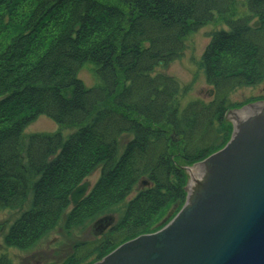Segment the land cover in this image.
Masks as SVG:
<instances>
[{
	"label": "trees",
	"instance_id": "obj_1",
	"mask_svg": "<svg viewBox=\"0 0 264 264\" xmlns=\"http://www.w3.org/2000/svg\"><path fill=\"white\" fill-rule=\"evenodd\" d=\"M236 3L0 0V211H21L32 195L4 236L6 248L33 247L63 217L70 233L143 181L119 221L50 264H93L169 221L185 202V168L223 148L232 131L225 113L250 103L229 104L227 93L264 81V0H246L238 18ZM215 17L229 30L212 33L201 57L213 98L182 106L178 82L159 69ZM88 63L97 80L89 89L77 77ZM38 116L76 130L66 140L32 135L21 151L23 129ZM127 133L134 139L118 156ZM97 167L100 179L72 208L71 192ZM0 264H9L6 256Z\"/></svg>",
	"mask_w": 264,
	"mask_h": 264
},
{
	"label": "water",
	"instance_id": "obj_2",
	"mask_svg": "<svg viewBox=\"0 0 264 264\" xmlns=\"http://www.w3.org/2000/svg\"><path fill=\"white\" fill-rule=\"evenodd\" d=\"M226 120L228 143L186 169V199L177 214L94 264H264V101L231 110ZM88 188L84 182L72 191L73 207ZM112 223L97 221L94 234Z\"/></svg>",
	"mask_w": 264,
	"mask_h": 264
},
{
	"label": "rangeland",
	"instance_id": "obj_3",
	"mask_svg": "<svg viewBox=\"0 0 264 264\" xmlns=\"http://www.w3.org/2000/svg\"><path fill=\"white\" fill-rule=\"evenodd\" d=\"M235 18L247 15L246 0H237L235 8ZM257 22L255 18H251L250 23ZM229 27L218 21L215 17L212 23L206 24L196 32L188 35L183 41V50L178 58L174 59L168 66L159 69L163 74L173 77L179 84L180 93L178 94V100L182 106H185L191 101L196 99L209 102L212 99L210 94L211 88L208 86L205 79V72L200 67L202 54L209 43L211 34L217 31H227ZM78 79L81 80L85 88H92L97 85V80L94 74V67L91 64H85L79 70ZM260 98H264V81L250 87H237L230 90L227 93V99L229 104H243L245 102H253ZM252 100V101H250ZM75 128H61L53 120L46 116H38L34 121L24 127L21 139V151H24L27 140L30 136L36 134H55L60 133L63 140H66L70 134H72ZM134 139L131 133L123 134L118 140L117 154L120 156L128 143ZM23 153V152H22ZM192 169V168H191ZM100 168L94 169L82 182H88L90 191L98 180L100 179ZM81 183V184H82ZM145 186L139 183L133 187L132 191L128 193L126 199L120 204H116L103 211L100 216H96L97 219L102 216H112L115 222L119 221L126 209L127 204L137 195L138 191ZM32 195H27L26 203L23 209L18 210H1L0 211V256H6L9 260V264H50L61 263L68 256L73 253L74 247L81 242H91L93 240L92 225L97 220L94 219L85 220L83 225L74 228L70 233H65L63 230V220L41 239H39L35 245L27 250H19L16 248H6L4 243V236L9 229L11 223L27 210L30 206ZM71 206V204H70ZM70 208L65 211L64 214L69 212ZM173 214L167 217V220L178 212L176 208L169 211V214ZM169 221L166 220L162 223L161 228ZM160 228V229H161Z\"/></svg>",
	"mask_w": 264,
	"mask_h": 264
},
{
	"label": "bare ground",
	"instance_id": "obj_4",
	"mask_svg": "<svg viewBox=\"0 0 264 264\" xmlns=\"http://www.w3.org/2000/svg\"><path fill=\"white\" fill-rule=\"evenodd\" d=\"M192 174H193V175H195V174H196V169H194V170L192 171Z\"/></svg>",
	"mask_w": 264,
	"mask_h": 264
}]
</instances>
